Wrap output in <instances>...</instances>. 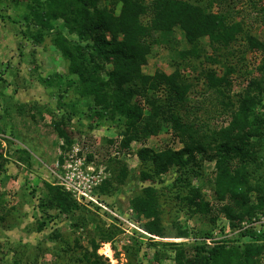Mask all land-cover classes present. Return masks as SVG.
I'll list each match as a JSON object with an SVG mask.
<instances>
[{
    "label": "rangeland",
    "instance_id": "374dc122",
    "mask_svg": "<svg viewBox=\"0 0 264 264\" xmlns=\"http://www.w3.org/2000/svg\"><path fill=\"white\" fill-rule=\"evenodd\" d=\"M29 1L35 3L34 0H0V264H87L82 257L85 252L90 262L100 264H174L178 247L167 243L179 244L189 261L196 243H202L205 249L219 244H264V233L261 237L253 236L260 225H250L253 218L264 213V206L232 220L212 210V206L223 203L216 201L212 193L213 160H202L200 171L183 177V184L176 182V167L154 178H138L136 149L143 146L154 151L165 147L181 148L182 143L167 127H162L145 142L131 143L133 153L123 159L129 169L128 178L114 194L105 196L96 191L94 197L105 208L94 203L85 205L92 212L88 218H92L81 227H75L73 219L58 208L40 206L47 194L45 183L55 182L52 171L65 145L53 122L62 120L73 141H83L100 160L105 159L104 154L113 151L107 141L117 137L123 123L111 125L109 119H104L101 126L95 127L86 116L92 101L79 95L74 86H59L60 77L63 81L71 77L68 60L52 41L51 33H43L40 41L31 36L37 27L25 22ZM144 1L148 3L149 0ZM189 1L205 5L207 0ZM225 8L232 10L233 20L243 21L245 32L257 38L264 36V0H229L221 9ZM115 9L118 11V6ZM211 9L218 10L215 4ZM148 19L147 14L143 16L144 22ZM55 29L78 42L76 34L69 33L61 20L55 23ZM173 36L176 50L188 47L182 32L175 29ZM244 42L239 35L228 49L216 55L224 63H242L231 75L233 84L229 94L233 100L249 77L258 76L255 67L262 56L250 52L242 55ZM201 44L205 55H211L207 38H202ZM171 52L165 47L153 46L146 63L141 66L142 71L147 74L156 69L171 72L173 67L168 63ZM210 67L219 74L223 69L219 62H206L201 56L180 64L183 77L191 84L189 111L183 113L213 126L224 125L228 109L223 108L215 93L206 88L202 76ZM44 79L48 81L44 82ZM165 95L163 89L158 90L160 100L163 101ZM262 101L264 104V98ZM65 103L68 107L75 106L77 112L70 115ZM252 139L254 141V137ZM259 142V156L263 161L260 166L252 165L251 168L259 170L256 172L264 185V136ZM108 171L110 177L112 172ZM146 186L156 189L160 235L148 232L142 226L148 219L137 214L130 205V199ZM255 203L257 199L252 192L250 204ZM100 231L109 233L111 238L102 241ZM181 231L186 234L179 235ZM132 236H137L141 242L137 253H128L125 248L132 244ZM91 239L97 244L95 254ZM150 240L158 243L149 245ZM189 263L193 264V261ZM258 264H264V250L258 257Z\"/></svg>",
    "mask_w": 264,
    "mask_h": 264
},
{
    "label": "trees",
    "instance_id": "16d2710c",
    "mask_svg": "<svg viewBox=\"0 0 264 264\" xmlns=\"http://www.w3.org/2000/svg\"><path fill=\"white\" fill-rule=\"evenodd\" d=\"M34 1H29V13L24 15L27 25L37 27L31 36L40 41L43 33H51L52 41L68 60L71 77L64 81L60 77L59 86H74L79 95L92 101L86 116L95 127L101 126L104 119H109L111 125L120 121L123 123L117 137L107 141L115 145V151L122 155L108 156L105 160L112 174L98 187L100 195L114 194L128 178L129 169L123 159L133 153L131 143L145 142L162 127H167L182 143L181 148L165 147L154 151L143 146L136 149L138 178H154L176 167V182L183 184V177L200 171L202 160H213L212 193L216 201H223L216 207L212 206L215 213H223L232 220L250 215L264 206V185L256 172L259 170L251 168L252 165L260 166L263 161L259 156V139L264 136V36L257 38L245 32L243 21L233 20L231 9H221L229 0H207L205 5L189 0H149L148 3L144 0ZM213 4L217 6V11L211 9ZM117 6L118 11L115 9ZM146 14L148 22L143 21ZM58 20L69 33L76 34L78 42H73L55 29ZM175 29L182 32L188 47L180 50L173 47ZM239 35L245 41L242 55L250 52L262 56L255 67L258 76L249 77L233 100L229 94L233 84L231 75L242 63H224L216 55L228 49ZM202 38H207L211 55H205ZM155 45L172 51L168 61L173 67L171 72L156 69L147 74L142 71L141 66L146 63L147 55ZM200 56L206 62H219L223 66L220 74L210 67L202 76L206 88L215 93L223 108L228 109L224 125L213 126L196 116H184L183 112L189 111L187 103L191 84L183 77L179 66L190 58ZM47 81L44 79V82ZM160 89L166 94L163 101L157 96ZM65 107H68L66 103ZM68 108L70 115L77 112L75 106ZM53 125L57 135L64 140L63 149L68 148L73 136L69 135L64 122L54 121ZM91 157V154L87 155L88 159ZM45 186L47 194L41 207L58 208L73 219L77 228L92 218H88L92 214L90 209L59 186L50 183H45ZM252 192L257 199L255 205L250 204ZM157 204L156 189L151 186L144 187L130 199L136 213L148 219L142 226L148 232L160 235ZM100 232L102 241L111 238L109 233ZM178 234L183 236L186 232ZM253 236L261 237L256 233ZM131 240L132 244L125 248L128 253H137L141 242L137 236H132ZM90 242L95 254L97 244L93 239ZM157 243L150 240L148 244ZM167 245L178 247L174 264H191L189 262L192 261L193 264H258V257L264 250V244L255 242L229 246L219 244L208 249L202 243H196L192 246L193 255L189 261L179 244ZM82 257L87 264H100L90 262L86 252Z\"/></svg>",
    "mask_w": 264,
    "mask_h": 264
},
{
    "label": "built area",
    "instance_id": "2783aa9c",
    "mask_svg": "<svg viewBox=\"0 0 264 264\" xmlns=\"http://www.w3.org/2000/svg\"><path fill=\"white\" fill-rule=\"evenodd\" d=\"M111 146L113 151L104 154L105 159L100 160L96 159L97 155L89 150L83 141L74 140L68 148L61 150L59 153L61 160L58 159L55 162V168L52 171L55 177L54 184L69 193L80 204L88 207V204L94 203L105 208L101 202L97 201V197L95 198L94 195L102 182L109 178L110 172L105 163L107 157H121L122 155L115 151V145ZM88 154L92 155L90 159L87 158ZM111 214L115 216L114 212H111ZM256 223L263 226L262 228L258 226L255 231L262 236L264 233V213L258 215L257 219L253 218L250 225ZM126 232L129 233L127 230ZM133 236L135 235L133 234Z\"/></svg>",
    "mask_w": 264,
    "mask_h": 264
}]
</instances>
